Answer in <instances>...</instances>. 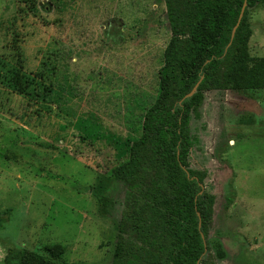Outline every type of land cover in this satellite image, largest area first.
I'll return each instance as SVG.
<instances>
[{
	"label": "rangeland",
	"instance_id": "1",
	"mask_svg": "<svg viewBox=\"0 0 264 264\" xmlns=\"http://www.w3.org/2000/svg\"><path fill=\"white\" fill-rule=\"evenodd\" d=\"M248 18L264 57V7ZM15 39L28 74L58 49L47 100L12 86ZM170 39L164 0H0V264L55 243L67 264H112L121 216L101 217L92 191L124 197L106 174L142 134ZM189 130L228 252L215 264H264V89L204 92Z\"/></svg>",
	"mask_w": 264,
	"mask_h": 264
},
{
	"label": "trees",
	"instance_id": "2",
	"mask_svg": "<svg viewBox=\"0 0 264 264\" xmlns=\"http://www.w3.org/2000/svg\"><path fill=\"white\" fill-rule=\"evenodd\" d=\"M164 2L171 39L159 70L158 95L129 157L106 174L108 183L123 186L124 197L111 195L108 187L92 191L101 217L121 216L112 264H215L228 256L223 241L212 234L214 196L205 189L207 172L190 166V122L206 91L264 89V57L251 54L248 18L249 9L264 7V0H247L233 38L245 0ZM14 49L17 66L10 82L15 91L35 102L47 100L55 90L58 49L44 55L32 74L24 69L16 39ZM199 82L198 91L186 97ZM230 194L233 204V188ZM18 252L11 249L5 263L67 264L60 243L46 245L43 252Z\"/></svg>",
	"mask_w": 264,
	"mask_h": 264
},
{
	"label": "water",
	"instance_id": "3",
	"mask_svg": "<svg viewBox=\"0 0 264 264\" xmlns=\"http://www.w3.org/2000/svg\"><path fill=\"white\" fill-rule=\"evenodd\" d=\"M246 7H247V0H245V2L243 4V7H242V10H241L238 22H237V24L235 25V27L233 29L232 38L234 37V35L236 33V30H237L238 26L240 25L242 18L244 17V13H245ZM199 84H200V82L193 88V90L186 97H190V96L194 95L197 92Z\"/></svg>",
	"mask_w": 264,
	"mask_h": 264
},
{
	"label": "crops",
	"instance_id": "4",
	"mask_svg": "<svg viewBox=\"0 0 264 264\" xmlns=\"http://www.w3.org/2000/svg\"><path fill=\"white\" fill-rule=\"evenodd\" d=\"M12 249V248H11Z\"/></svg>",
	"mask_w": 264,
	"mask_h": 264
}]
</instances>
